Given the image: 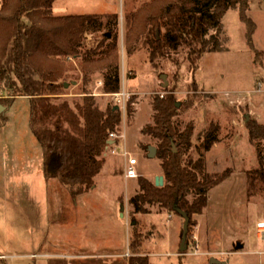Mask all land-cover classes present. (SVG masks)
Here are the masks:
<instances>
[{
    "label": "rangeland",
    "instance_id": "rangeland-1",
    "mask_svg": "<svg viewBox=\"0 0 264 264\" xmlns=\"http://www.w3.org/2000/svg\"><path fill=\"white\" fill-rule=\"evenodd\" d=\"M148 1L53 2L55 15L92 13L106 19L118 14L120 20L107 40L111 42L117 32L119 94L104 92L100 70L85 83L81 56L59 59L65 74L58 82L67 84L60 100L73 103L89 90L103 109L109 102L123 109L118 137L106 147L103 170L88 193L74 197L58 179H46L43 149L30 125V99H7L12 98L14 88L7 81L0 83V104L6 107L0 114V264H129L135 255L148 257L151 264H213V257L226 264H264V255L259 253L264 242L256 232L258 221L264 219V191L250 196L247 182V171L259 166L258 149L247 125L253 118L264 123V0H250L248 14L256 22L254 45L248 44L239 10L231 9L224 15L220 35L225 49L207 52L196 72L186 47L169 51L154 62L144 40L127 47V15ZM3 2L0 0V7ZM107 30L105 25L101 30L88 28L84 50L98 47ZM163 74L167 87L162 85ZM124 91L126 109L119 102ZM169 91L182 108L175 117L176 125L181 131L192 127L194 134L183 163L200 158L199 146L210 178L231 172L209 190L203 213L193 215L198 224L189 228L185 251L180 249L185 218L158 203L146 204L147 213L135 216L141 220L138 232L144 235L136 250L139 254H135L130 249L135 227L130 199L139 192L140 177L155 183L157 176H164L157 140L142 129L155 123L154 97ZM213 126L218 127L219 141L206 151L205 131ZM260 144L264 146V141ZM126 151L139 159L138 178L124 176L130 158ZM188 199L192 201L193 194ZM239 241L244 247L237 250Z\"/></svg>",
    "mask_w": 264,
    "mask_h": 264
},
{
    "label": "trees",
    "instance_id": "trees-1",
    "mask_svg": "<svg viewBox=\"0 0 264 264\" xmlns=\"http://www.w3.org/2000/svg\"><path fill=\"white\" fill-rule=\"evenodd\" d=\"M53 2L4 0L0 7V83L7 81L14 88L12 98L7 99H30V125L43 149L46 179H58L72 196L78 197L96 187L95 178L103 170L102 156L111 143L109 135L119 132L123 109L110 102L103 109L89 90L73 103L60 100L67 86L58 82L65 74L59 59L81 56L85 83L89 84L90 75L100 70L104 92L119 94L122 86L117 32L111 42L107 40L112 38L120 20L118 14L107 15L106 19L92 13L55 15ZM234 8L239 10L245 25L248 44L253 46L256 22L248 14L250 0H150L127 15L126 45L130 48L135 41L144 40L152 62L169 51L186 47L196 72L207 52L225 49L220 39L223 19ZM104 25L109 28L104 40L98 47L84 50L88 28L101 30ZM153 102L155 123L144 127L142 133L157 140L164 183L158 185L145 177L138 180L139 192L130 199L134 206L130 216L135 222L130 249L134 252L140 249V239L144 237L138 232L141 220L135 216L147 213L146 204L158 203L176 212L178 203L190 215L191 228L198 224L193 215L202 214L209 203V190L231 172L210 178L205 172V153L199 146L196 149L200 158L184 164L183 156L192 146V127L181 131L176 125L175 117L182 108L172 91L155 96ZM247 126L250 140L258 149L259 166L247 171L248 193L254 196L257 191H264V146L260 144L264 141V123L253 118ZM217 130L213 126L205 131L204 150L210 151L219 141ZM190 194L194 196L192 201L188 199ZM148 259L135 255L129 264H151Z\"/></svg>",
    "mask_w": 264,
    "mask_h": 264
},
{
    "label": "water",
    "instance_id": "water-1",
    "mask_svg": "<svg viewBox=\"0 0 264 264\" xmlns=\"http://www.w3.org/2000/svg\"><path fill=\"white\" fill-rule=\"evenodd\" d=\"M162 80H163V84L165 87H167V79H166V75L163 74L161 76ZM67 86V84H66ZM5 106H3L2 104H0V114L5 110ZM113 143V142H111ZM150 152H151V155L154 156V154H156V148H151L150 149ZM155 183L158 184V185H163L164 183V177L163 176H157L156 179H155ZM125 210V206L123 205L122 208H121V212H122V216L124 215V211ZM175 210L178 214H180L182 217L185 218V223H184V228H183V237H182V244H181V247L180 249L185 251V249H187L188 247V244H187V239H188V232H189V226H190V221H191V217L190 215L185 211L183 210L178 203L175 204ZM244 247V243L239 241V243H237L235 245V249L239 250V249H242ZM211 262L213 264H226L227 261L225 260H219L215 257H213L211 259Z\"/></svg>",
    "mask_w": 264,
    "mask_h": 264
},
{
    "label": "built area",
    "instance_id": "built-area-1",
    "mask_svg": "<svg viewBox=\"0 0 264 264\" xmlns=\"http://www.w3.org/2000/svg\"><path fill=\"white\" fill-rule=\"evenodd\" d=\"M127 97V93L126 91H124L123 93H121V96H119V102L122 103V105L124 106V108L126 109L127 106V102H125V99ZM111 142H115V137H118L116 133H111ZM126 154L130 157L127 161V164L125 166V171H124V176L126 179H130V178H138L139 174H140V162L139 159L137 157H131L132 155L126 151ZM256 232L258 234V237L264 242V219L258 221L257 225H256ZM260 254L264 255V250L263 251H259ZM2 258L4 256H1Z\"/></svg>",
    "mask_w": 264,
    "mask_h": 264
},
{
    "label": "crops",
    "instance_id": "crops-1",
    "mask_svg": "<svg viewBox=\"0 0 264 264\" xmlns=\"http://www.w3.org/2000/svg\"><path fill=\"white\" fill-rule=\"evenodd\" d=\"M0 128H2V127H0Z\"/></svg>",
    "mask_w": 264,
    "mask_h": 264
}]
</instances>
